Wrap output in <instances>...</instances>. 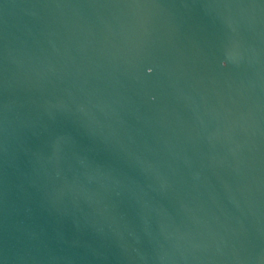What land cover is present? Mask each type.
<instances>
[{
	"label": "water",
	"instance_id": "obj_1",
	"mask_svg": "<svg viewBox=\"0 0 264 264\" xmlns=\"http://www.w3.org/2000/svg\"><path fill=\"white\" fill-rule=\"evenodd\" d=\"M0 264H264V0H0Z\"/></svg>",
	"mask_w": 264,
	"mask_h": 264
}]
</instances>
